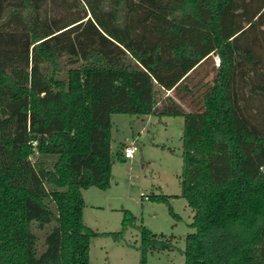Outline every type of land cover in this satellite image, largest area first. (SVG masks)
<instances>
[{
  "label": "trees",
  "instance_id": "16d2710c",
  "mask_svg": "<svg viewBox=\"0 0 264 264\" xmlns=\"http://www.w3.org/2000/svg\"><path fill=\"white\" fill-rule=\"evenodd\" d=\"M155 85L188 108L155 110ZM112 113L183 117L179 194L146 195L190 208L183 264H264V0H0V264H89ZM138 230L140 264L173 246Z\"/></svg>",
  "mask_w": 264,
  "mask_h": 264
},
{
  "label": "rangeland",
  "instance_id": "374dc122",
  "mask_svg": "<svg viewBox=\"0 0 264 264\" xmlns=\"http://www.w3.org/2000/svg\"><path fill=\"white\" fill-rule=\"evenodd\" d=\"M214 65V64H213ZM211 63L202 64L194 74V80H209ZM155 110H186L187 101L173 97L172 91L154 86ZM110 152L113 156L109 183L106 188L88 186L80 189L83 206L82 221L99 234L90 236L88 243L89 264H140L139 230L142 224L152 232L172 234L170 249L146 252L145 264H183L184 235L192 231L187 224L191 210L180 196L168 197V204L177 215L168 212L167 203L147 199L150 192L179 194L178 174L181 169V145L179 135L183 117L181 114H126L112 113ZM133 140L136 149L128 159H116L120 150ZM34 157L32 156V159ZM49 166L52 156H38ZM132 216V224L125 227L122 237L114 239L103 231L120 229L123 210ZM40 244L42 230H35Z\"/></svg>",
  "mask_w": 264,
  "mask_h": 264
},
{
  "label": "built area",
  "instance_id": "2783aa9c",
  "mask_svg": "<svg viewBox=\"0 0 264 264\" xmlns=\"http://www.w3.org/2000/svg\"><path fill=\"white\" fill-rule=\"evenodd\" d=\"M214 65L218 64V58L214 56L213 58ZM136 149V145L133 140H129V142L121 149V153L124 157H131L133 151Z\"/></svg>",
  "mask_w": 264,
  "mask_h": 264
},
{
  "label": "crops",
  "instance_id": "0c3cea01",
  "mask_svg": "<svg viewBox=\"0 0 264 264\" xmlns=\"http://www.w3.org/2000/svg\"><path fill=\"white\" fill-rule=\"evenodd\" d=\"M166 91H170V90H166ZM125 159H128V158H130V157H124ZM110 170H111V168H110Z\"/></svg>",
  "mask_w": 264,
  "mask_h": 264
}]
</instances>
